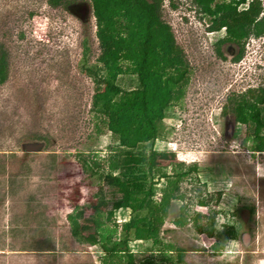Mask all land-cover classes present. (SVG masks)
<instances>
[{"label": "rangeland", "instance_id": "rangeland-1", "mask_svg": "<svg viewBox=\"0 0 264 264\" xmlns=\"http://www.w3.org/2000/svg\"><path fill=\"white\" fill-rule=\"evenodd\" d=\"M163 19L190 74L155 149L198 173L180 184L183 204H173L160 236L185 250L184 264H264V153L250 152L247 127L222 115L227 98L264 84V39H249L233 62L237 48L221 46L220 58L215 43L224 31L209 33L190 1L165 0ZM0 46L9 65L0 85V264H102L99 247L75 242L69 220L79 208L88 217L103 187L101 171L91 175L82 160L102 165L117 144L104 128L95 132L90 113L97 88L83 71L84 47L89 64L99 51L89 0L57 9L47 0H0ZM118 85L130 89L135 80L124 75ZM180 205L214 216L216 234L231 227L236 238H209L190 223L175 227ZM128 219L127 210L115 213L118 228ZM146 245L130 246L134 253Z\"/></svg>", "mask_w": 264, "mask_h": 264}, {"label": "trees", "instance_id": "trees-1", "mask_svg": "<svg viewBox=\"0 0 264 264\" xmlns=\"http://www.w3.org/2000/svg\"><path fill=\"white\" fill-rule=\"evenodd\" d=\"M70 1L47 0V4L57 9ZM164 1L89 0L99 51L89 64V49L84 47L83 71L97 88L90 113L96 119L95 132L101 134L104 128L117 144L102 165L82 160L91 175L101 171L103 187L88 217L79 208L69 220L72 238L79 245L99 247L102 264H184L185 250L164 243L160 236L173 204L184 201L180 184L198 173L195 165L177 163L174 153L155 149L161 123L176 116L173 108L184 97L190 74L184 52L163 19ZM187 1L207 20L209 33L224 31L215 43L222 59L223 45L237 48L236 52L232 49V60L238 62L249 39H264V0ZM8 66L7 53L0 46V85L8 80ZM124 75L134 78V87L118 85ZM222 115H231L237 124L247 127L250 152L264 153V84L227 98ZM159 181L165 182L163 188L157 187ZM105 187L110 199H106ZM157 194L160 197L155 200ZM187 208L178 207V216L172 221L175 227L190 223L198 234L209 238H236L231 227L216 234L214 216L191 214ZM121 210L129 211V219L118 228L114 216ZM137 242L148 245L133 253L130 245ZM163 254L167 256L162 258Z\"/></svg>", "mask_w": 264, "mask_h": 264}]
</instances>
